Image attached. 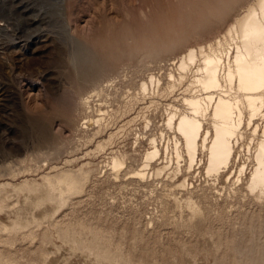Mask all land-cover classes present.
Returning a JSON list of instances; mask_svg holds the SVG:
<instances>
[{
	"label": "rangeland",
	"instance_id": "374dc122",
	"mask_svg": "<svg viewBox=\"0 0 264 264\" xmlns=\"http://www.w3.org/2000/svg\"><path fill=\"white\" fill-rule=\"evenodd\" d=\"M113 1L117 21L105 0H0V264H264V200L242 195L246 175L235 187L234 178L212 181L200 168L189 174L207 207L187 225L171 217L165 176L127 179L148 140L171 135L163 126L170 94L145 99L140 81L154 74L164 87L173 58L222 32L252 0ZM108 78V127L101 136L84 132L86 114L97 116L84 98ZM30 99L42 110H29ZM98 141L105 147L97 152ZM113 154L126 157L119 182L108 166ZM62 171L80 183L57 207L45 193ZM230 188L238 189L231 199ZM92 243L110 260L97 262L83 248Z\"/></svg>",
	"mask_w": 264,
	"mask_h": 264
},
{
	"label": "bare ground",
	"instance_id": "6f19581e",
	"mask_svg": "<svg viewBox=\"0 0 264 264\" xmlns=\"http://www.w3.org/2000/svg\"><path fill=\"white\" fill-rule=\"evenodd\" d=\"M105 2L107 11L113 14L117 21L115 2ZM131 3H134V0H128V4ZM113 80L114 78H108L96 84L90 95L84 98V106L90 110L88 114L93 113L92 103H95L97 112L95 118L86 114L83 122L84 132L95 130V134L101 136L106 131L108 122L105 116L111 114L103 107L104 90ZM165 81L163 87L161 77L150 74L138 84L137 95H143L146 99L150 93L157 97L170 94L171 103L164 105L163 126L171 135L167 136V141L164 132L160 133V141L151 137L148 140L149 147L141 156L140 165L127 179L138 183H158L165 176V181L173 184L171 192L165 194L167 204L171 202V217L185 225L203 219L207 207L203 205L205 196L195 198L191 191L192 183H189L187 177L189 174L192 177L197 176L199 168L201 175L212 181H217L221 175L225 177V182L234 178L231 184L235 187L241 184V177L246 175L245 194L242 195L262 202L264 0H252L246 4L241 12L224 26L222 32L212 39L186 46L172 59ZM40 99L38 98V101H41ZM130 101L129 99L126 103L128 107ZM36 103L28 100V109L33 112L42 110L43 107ZM149 103L147 108L155 102ZM149 124L150 120L146 119L145 128ZM111 135L110 132V137ZM139 136L138 134L135 142L139 141ZM104 147V142L98 141L95 150L102 151ZM239 158L242 161L229 172V168L234 162H238ZM157 161L159 162L153 165ZM108 166L114 180L119 182L120 174L127 168L126 157L113 154ZM79 183L80 179L72 173L62 171L60 176L54 177L53 180L48 179L49 193H45V198L59 207L65 202V198L77 192ZM55 190H58V195L53 198L52 193ZM150 191V196H153V190ZM237 191L238 189L230 188L226 198L235 197ZM166 209L164 216L168 211ZM74 244L77 242L74 241ZM83 248L97 262L110 260L106 257L101 243L83 244Z\"/></svg>",
	"mask_w": 264,
	"mask_h": 264
}]
</instances>
